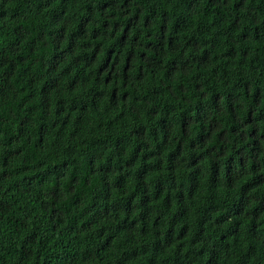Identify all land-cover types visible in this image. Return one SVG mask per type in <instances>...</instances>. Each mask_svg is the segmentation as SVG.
I'll use <instances>...</instances> for the list:
<instances>
[{"label": "trees", "instance_id": "trees-1", "mask_svg": "<svg viewBox=\"0 0 264 264\" xmlns=\"http://www.w3.org/2000/svg\"><path fill=\"white\" fill-rule=\"evenodd\" d=\"M0 264H264V0H0Z\"/></svg>", "mask_w": 264, "mask_h": 264}]
</instances>
